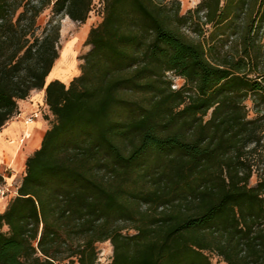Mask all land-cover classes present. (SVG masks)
Here are the masks:
<instances>
[{"label": "trees", "instance_id": "obj_1", "mask_svg": "<svg viewBox=\"0 0 264 264\" xmlns=\"http://www.w3.org/2000/svg\"><path fill=\"white\" fill-rule=\"evenodd\" d=\"M93 1L0 0V128L33 90L53 117L0 264H264V0H101L80 73L47 82L61 30L37 17L84 23Z\"/></svg>", "mask_w": 264, "mask_h": 264}, {"label": "rangeland", "instance_id": "obj_2", "mask_svg": "<svg viewBox=\"0 0 264 264\" xmlns=\"http://www.w3.org/2000/svg\"><path fill=\"white\" fill-rule=\"evenodd\" d=\"M181 3V12L182 14L188 10H193L200 0H179ZM102 17V2L101 0H94L91 6V11L89 12L88 18L84 23L76 22L71 20L67 16L61 15H53L51 12V7L45 8L37 17V24L40 28H43L48 21L52 20L58 22L60 24V48H59V57L55 61V64L48 76L52 78V76L58 77L60 80L66 82L68 84L69 81L74 77L70 78L71 74L76 73L78 75L80 73L79 66L82 62L80 57L84 55L90 48V45L86 43V38L89 32V29L93 26H96ZM205 35L209 32L208 27L205 25L204 27ZM187 33L193 37L197 38L198 35L191 30H187ZM207 36V35H206ZM75 75V76H76ZM58 79V80H59ZM176 82H179L177 80ZM248 106L251 107V102H247ZM40 112L42 117L47 120L48 125L52 120V115L50 112L43 110L40 108ZM253 116V113L250 112V117ZM262 156L254 157V175L251 178V184L256 183L257 176L260 171L259 162H261V158H264V148L261 151ZM259 166V167H258ZM10 191L6 192L3 196L5 198V202L9 203V201L16 195V185L9 188ZM2 199L4 200V198ZM98 251V262L99 263H107L110 261L112 256V245L109 241L99 242L96 244ZM210 259L214 264H225L226 262H222L221 258L214 254H210ZM65 264H70L68 261Z\"/></svg>", "mask_w": 264, "mask_h": 264}, {"label": "crops", "instance_id": "obj_3", "mask_svg": "<svg viewBox=\"0 0 264 264\" xmlns=\"http://www.w3.org/2000/svg\"><path fill=\"white\" fill-rule=\"evenodd\" d=\"M75 75L76 73L71 74L70 78ZM54 79L59 78L52 76L47 82ZM45 95L44 89L31 91L27 98L18 101L17 114L0 128V175H2L0 184L8 189L16 185L17 190L22 176L25 175L27 157L40 146L42 137L49 127L40 112L41 107L47 112L50 111L45 104ZM33 112L37 113V117L28 122L27 118ZM2 197L0 196V211L8 204Z\"/></svg>", "mask_w": 264, "mask_h": 264}, {"label": "built area", "instance_id": "obj_4", "mask_svg": "<svg viewBox=\"0 0 264 264\" xmlns=\"http://www.w3.org/2000/svg\"><path fill=\"white\" fill-rule=\"evenodd\" d=\"M35 117H37V113L33 112V114L31 116H29V118H27V121L31 122ZM0 177L2 178V175H0ZM8 191H10L8 188H6L0 184V196H4L5 193Z\"/></svg>", "mask_w": 264, "mask_h": 264}]
</instances>
